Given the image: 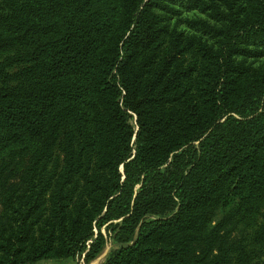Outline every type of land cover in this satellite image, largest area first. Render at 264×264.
I'll return each instance as SVG.
<instances>
[{"label":"trees","instance_id":"trees-1","mask_svg":"<svg viewBox=\"0 0 264 264\" xmlns=\"http://www.w3.org/2000/svg\"><path fill=\"white\" fill-rule=\"evenodd\" d=\"M262 58L264 0H0V264H264Z\"/></svg>","mask_w":264,"mask_h":264},{"label":"rangeland","instance_id":"rangeland-1","mask_svg":"<svg viewBox=\"0 0 264 264\" xmlns=\"http://www.w3.org/2000/svg\"><path fill=\"white\" fill-rule=\"evenodd\" d=\"M193 13L194 12H190V11L184 12L181 14V16L182 17L192 16ZM258 61L264 64V58L259 59ZM115 221L116 220H113V222ZM108 230H109V233L108 232L106 233L104 230V225L100 227V232L103 236L102 248L100 252L97 254V256L89 260L87 263L84 261L83 253H79L72 257H67L64 259H58V260L42 259V260H39L33 263H28V264H101L104 258L106 257V255L108 254V252L114 247H116V243L113 239V233L115 232L116 228H113V231H112V228H108ZM95 232L96 231L94 230V233Z\"/></svg>","mask_w":264,"mask_h":264}]
</instances>
